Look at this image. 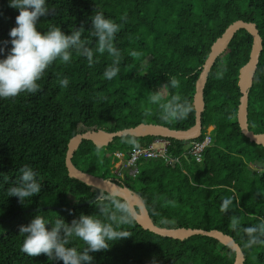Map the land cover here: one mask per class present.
I'll use <instances>...</instances> for the list:
<instances>
[{"label": "trees", "instance_id": "obj_1", "mask_svg": "<svg viewBox=\"0 0 264 264\" xmlns=\"http://www.w3.org/2000/svg\"><path fill=\"white\" fill-rule=\"evenodd\" d=\"M47 16L37 21V30L59 26L65 34L83 26L82 39L89 41L93 63L72 50L70 62L54 61L37 82L36 93L22 92L0 98V264H62L44 254L22 252L21 225L37 214L66 223L79 214L100 215L96 190L67 174L65 154L69 140L87 131L111 133L140 123L187 130L194 125L193 95L201 67L211 45L237 20L255 24L262 41L256 70L247 88V127L264 134V0H46ZM102 12L120 26L114 43L120 51L117 76L107 80L103 72L112 62L106 52H96L90 19ZM18 11L0 0V58L11 47L8 32L15 26ZM252 37L238 30L226 50L215 60L204 90L202 140L207 127L210 145L200 162L184 155L189 141L170 140L168 158L140 159L134 177L112 174L117 158L127 159L134 148L144 147L157 137L114 138L97 148L82 140L71 158L87 174L110 179L135 194L152 223L161 228L218 230L230 236L244 255L243 264H264V243L246 247L243 228L264 223V147L245 138L236 113L239 103V70L247 63ZM132 52L139 55L132 56ZM218 73L222 75L218 76ZM67 77V87L59 78ZM178 80L176 87L169 80ZM159 90L160 104L178 96L189 107L183 119L163 120L159 104L149 96ZM30 166L41 191L19 202L8 196V187L19 180L20 169ZM103 196H111L104 192ZM117 197V196H116ZM232 199L226 212L225 198ZM119 198V197H118ZM121 201L124 202L121 198ZM106 206L110 202L104 200ZM57 207L58 210L53 208ZM136 211L138 209L136 208ZM236 218L237 227L232 220ZM118 230L127 238L109 242V248L90 253L92 264H233L234 252L218 240L195 235L175 240L142 229L131 217ZM69 246L85 245L73 238Z\"/></svg>", "mask_w": 264, "mask_h": 264}, {"label": "clouds", "instance_id": "obj_2", "mask_svg": "<svg viewBox=\"0 0 264 264\" xmlns=\"http://www.w3.org/2000/svg\"><path fill=\"white\" fill-rule=\"evenodd\" d=\"M8 6L16 9L18 15L15 16V26L8 32L10 40L6 43H10L11 47L0 58V98L16 97L22 92H38L40 84L37 82L45 70L56 60L70 62L72 50L86 57L91 66L93 51L89 41L81 38L83 26L68 34L56 25L41 32L37 30V21L48 14L46 0H8ZM119 29L120 26L106 18L102 12L98 11L91 16L90 34L94 38L96 52H106L112 57L111 64L103 72L107 80L116 77L119 71L120 51L114 43ZM131 55L139 54L132 52ZM58 82L61 87H67L69 80L62 77ZM169 85L176 87L178 80L171 78ZM161 98L157 90L149 96V101L160 105L163 120H179L187 116L190 109L178 96H172L163 104H160ZM19 171V180L8 187L7 191L8 196H14L21 202L38 194L41 184L30 166L24 165ZM98 199L100 203L97 208L104 219L95 215L79 214L70 223H66L62 218L52 222L42 215H35L27 225L19 227V233L23 236L20 250L28 256L44 254L51 261H62V264H92L93 256L90 253L107 250L109 242L130 236L129 232L118 229L129 223L130 218L135 215L126 202L114 195H100ZM106 199L111 207L104 204ZM231 205L230 197L223 199L220 211L226 212ZM232 224L233 228L237 227L236 218H233ZM243 232L246 236V247L264 243V223L244 227ZM73 238L82 241L85 247L78 250L69 246Z\"/></svg>", "mask_w": 264, "mask_h": 264}, {"label": "water", "instance_id": "obj_3", "mask_svg": "<svg viewBox=\"0 0 264 264\" xmlns=\"http://www.w3.org/2000/svg\"><path fill=\"white\" fill-rule=\"evenodd\" d=\"M240 29H243L250 34L252 37V45L247 63L239 70L237 85L239 88L240 97L237 107L236 119L241 134L250 142L264 147V134H255L248 130L247 127V88L250 86L254 72L256 70L258 58L262 50V41L254 23L237 20L230 24L222 33V35L211 45L208 56L201 67V71L195 83V92L193 95L195 119L194 125L192 127L187 130H172L162 125L140 123L135 127L126 128L111 133L87 131L81 134H76L69 140L64 159L68 176L96 190L94 197L84 203L78 204V206L90 204L98 200V197L103 195L104 192H107L110 195L121 198L128 204L129 207L133 209L135 215L132 218L142 229L147 230L155 235L175 240H184L195 235L210 237L218 240L220 243L226 245L234 252L233 264L244 263V255L240 247L230 236L215 229L205 231L202 229H172L158 227L150 220L142 202L127 188L113 182L110 179H103L82 172L78 170L71 162L73 153L82 140H88L92 142L97 148H101L111 143L114 138L127 136L136 138L145 136L165 137L178 141H190L197 139L202 131L201 115L204 110L203 90L208 73L215 60L226 50L232 36ZM53 208L57 210L59 209L57 207ZM136 208L138 211H136Z\"/></svg>", "mask_w": 264, "mask_h": 264}, {"label": "built area", "instance_id": "obj_4", "mask_svg": "<svg viewBox=\"0 0 264 264\" xmlns=\"http://www.w3.org/2000/svg\"><path fill=\"white\" fill-rule=\"evenodd\" d=\"M206 128L202 140L189 141L185 145L184 155H188L195 162H200L202 152L210 145V131L212 127ZM170 146V140L165 137H157L150 144L144 147L134 148L127 159L124 158L123 153L115 152L114 156L117 162L114 164L112 174L117 178H123L124 172L127 176L134 177L137 173L136 163L140 159H161L164 162L177 161V158H168L167 149Z\"/></svg>", "mask_w": 264, "mask_h": 264}, {"label": "rangeland", "instance_id": "obj_5", "mask_svg": "<svg viewBox=\"0 0 264 264\" xmlns=\"http://www.w3.org/2000/svg\"><path fill=\"white\" fill-rule=\"evenodd\" d=\"M211 127H209L208 129H210Z\"/></svg>", "mask_w": 264, "mask_h": 264}]
</instances>
